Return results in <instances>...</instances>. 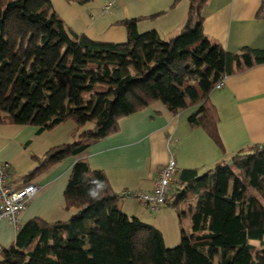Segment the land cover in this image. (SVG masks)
<instances>
[{"label":"trees","instance_id":"trees-1","mask_svg":"<svg viewBox=\"0 0 264 264\" xmlns=\"http://www.w3.org/2000/svg\"><path fill=\"white\" fill-rule=\"evenodd\" d=\"M189 1L176 39L139 35L138 22L130 21L119 24L128 42L113 45L72 33L49 0H0V126L43 134L76 125L78 141L49 151L29 180L81 157L117 134L121 120L157 104L174 117L197 108L190 127L220 145L209 96L222 79L264 66V51L234 55L212 44L201 18L208 0ZM64 200L70 219L29 222L1 251L0 264H264V147L205 175L181 172L168 205L195 206L189 211L192 235L182 232L175 249L166 248L159 231L124 215L121 199L86 161L74 166Z\"/></svg>","mask_w":264,"mask_h":264},{"label":"crops","instance_id":"crops-1","mask_svg":"<svg viewBox=\"0 0 264 264\" xmlns=\"http://www.w3.org/2000/svg\"><path fill=\"white\" fill-rule=\"evenodd\" d=\"M50 3L72 33L113 45L128 42V32L119 24L130 21L138 22L139 35L156 33L164 42L176 39L191 8L189 0H123L105 14L108 0H87L85 4L51 0ZM201 18L204 35L228 53L237 55L244 49L264 51V0H208ZM209 102L218 115L220 145L203 129L190 127L189 119L197 113V108L174 117L157 104L121 120L117 134L91 146L81 157L66 160L32 180H29L31 174L60 143H56L53 134H38L34 127L0 126V166L11 168L10 187L19 191L34 184L40 189L20 217V229L38 219L48 224L70 219L73 212L65 211L64 196L79 161H86L92 172L106 179L120 200L124 193L150 194L170 157L176 159L181 172L205 175L240 153L264 147V66L225 79L224 87L213 91ZM119 204L128 218L138 219L159 231L167 249L171 248L168 244H177L178 228L171 212L184 205L174 208L169 204L153 215L137 200L121 199ZM185 205L188 211L184 216L189 217L195 202ZM18 233L9 224L0 227V253L14 245ZM186 234L192 235V230ZM0 262H3L1 255Z\"/></svg>","mask_w":264,"mask_h":264},{"label":"built area","instance_id":"built-area-1","mask_svg":"<svg viewBox=\"0 0 264 264\" xmlns=\"http://www.w3.org/2000/svg\"><path fill=\"white\" fill-rule=\"evenodd\" d=\"M123 0H108L104 13L109 14L117 2ZM225 79H222L216 90L224 87ZM181 171L176 159L170 157L167 165L160 171L150 194L124 193L122 200H137L145 210L153 215L159 214L168 207V199L172 193V187L176 183ZM11 168L9 165L0 166V227L3 224L20 229V217L27 211L29 204L39 195V187L28 184L19 191L13 190L10 185Z\"/></svg>","mask_w":264,"mask_h":264},{"label":"rangeland","instance_id":"rangeland-1","mask_svg":"<svg viewBox=\"0 0 264 264\" xmlns=\"http://www.w3.org/2000/svg\"><path fill=\"white\" fill-rule=\"evenodd\" d=\"M49 1H51V0H49ZM53 1L56 2V0H53ZM57 9L59 10V7H57ZM59 11L61 13V10H59ZM180 35H178L177 37H179ZM75 129H76V125L73 122H68L66 124H63L59 128H57L53 131H50V132L47 131L46 133L53 134L51 136H53V138H55L56 143H60L59 146L62 144L69 145V144H74L78 141L77 137H73V135H74L73 132ZM187 208H188V205H184L180 210L173 209L171 212L175 216V222L177 223V228H178V231H176L177 244H175V245L174 244H172V245L168 244V247H171L168 249H175V248L179 247L181 244V241H182V236H181L182 232L187 233L190 230H192V225H191V222H190L188 215L184 216V213L186 211H188ZM255 244L259 245L258 243H255Z\"/></svg>","mask_w":264,"mask_h":264},{"label":"clouds","instance_id":"clouds-1","mask_svg":"<svg viewBox=\"0 0 264 264\" xmlns=\"http://www.w3.org/2000/svg\"><path fill=\"white\" fill-rule=\"evenodd\" d=\"M90 194L94 197L97 196V192L95 190L91 191Z\"/></svg>","mask_w":264,"mask_h":264},{"label":"bare ground","instance_id":"bare-ground-1","mask_svg":"<svg viewBox=\"0 0 264 264\" xmlns=\"http://www.w3.org/2000/svg\"><path fill=\"white\" fill-rule=\"evenodd\" d=\"M218 85H219V84H218ZM215 90H216V89H215ZM33 185H34V184H33ZM35 186H36V185H35ZM37 187H38V186H37ZM152 192H153V191H152ZM152 192H151V193H152ZM171 194H172V193H171ZM21 229H22V228H21ZM21 229H20V230H21ZM20 230H19V231H20Z\"/></svg>","mask_w":264,"mask_h":264}]
</instances>
